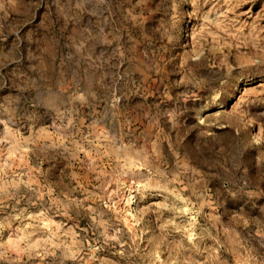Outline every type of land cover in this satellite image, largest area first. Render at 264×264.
Instances as JSON below:
<instances>
[{
	"label": "rangeland",
	"instance_id": "1",
	"mask_svg": "<svg viewBox=\"0 0 264 264\" xmlns=\"http://www.w3.org/2000/svg\"><path fill=\"white\" fill-rule=\"evenodd\" d=\"M0 264H264V0H0Z\"/></svg>",
	"mask_w": 264,
	"mask_h": 264
}]
</instances>
